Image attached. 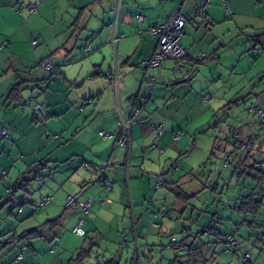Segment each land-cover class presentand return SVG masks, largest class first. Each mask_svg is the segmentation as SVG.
<instances>
[{"label": "crops", "instance_id": "1", "mask_svg": "<svg viewBox=\"0 0 264 264\" xmlns=\"http://www.w3.org/2000/svg\"><path fill=\"white\" fill-rule=\"evenodd\" d=\"M35 1L0 0V131L4 126L10 131L9 139H0V166L10 165L12 159L13 163H16L14 162V150L10 151L11 146L4 144L6 140L12 142L13 148L26 140L34 149L42 144V139L39 138L42 133H39L38 136L35 134L31 138L27 135L29 139L24 137L25 133L19 124L24 121L20 120L24 116H20L15 110L23 102V99L20 103H10L8 95L12 88L19 83H23L24 90L29 83L37 82L36 79H31L33 76L32 66L35 63L45 71L41 67V63L50 60L54 65V74L56 73V75L50 79L52 83L44 94L45 102L43 104L45 106L35 104L40 105L41 109L34 113L46 111L47 121L42 122L45 127L53 123L60 124L69 112L74 117L73 121L76 118L79 119V127H77L79 129L72 134L70 139L74 140L79 137V179H75L79 183V189H76L75 192L78 191L79 202H90V208L88 215L81 207L79 208L88 220L81 219L79 215L80 220L76 226L74 225V228L76 229L82 221L81 230L89 223L87 231L93 229L99 234L100 230L95 220L100 219L104 223H112L117 218L120 219L121 216L126 218L125 206L127 202H130L127 207L131 210L130 220L133 222V218L136 217L134 200L137 199L139 204L140 200L146 196L142 197V192L146 190L148 183L156 182L160 171L165 173V185L172 181L169 178L172 171L169 169L170 164L175 163L172 158L184 154L192 139V132L195 130L193 124L202 121V118H196L194 121L192 110L196 106L207 107L206 102L212 100L210 95L206 94L213 86L211 79L213 73L226 68L224 60L230 53L238 57L239 61L242 58L234 49L224 48L228 44L227 33H232L233 29L242 33L241 35L243 32H250L254 35H249V38L257 43L259 49L261 36L257 34L258 25L256 23L260 21L258 14L260 4L253 5V0H210L203 13L196 15L195 11L202 7L206 0H121L117 14L118 0H42L38 10L30 13L27 7L34 4ZM176 12L185 18L192 17L181 39V45L187 52V58L167 59L161 70L162 78H159L154 85L147 81V78L155 77L158 71L148 69L145 61L149 60L156 51L159 38L146 33L139 34V30L148 31L162 25ZM139 16L144 18L142 24L138 22ZM117 20L120 39L117 45L113 46L111 44L114 36L113 25L117 23ZM83 35L85 36V54H83L88 59H80L79 64L69 68L73 69L72 71H76L75 68L79 69V74L73 81L64 73L67 68H62L66 63L61 65L59 61L65 59L67 62L73 57L76 52L73 49V44L75 46L78 41L80 43ZM32 40H37V44L33 45ZM70 46L73 48L71 49ZM80 53L82 51L79 50V58ZM194 58H202V60L197 63ZM39 68L35 71L37 74L41 71ZM114 68L122 76L119 91L125 117L132 116L138 102L141 104L140 106H145L132 127L130 148L116 146V140L112 136L100 135L102 131L114 134L117 130L119 117L116 113L115 91L109 78ZM97 73L98 75H96ZM54 74L52 73V75ZM208 77L210 78L208 79ZM72 81L73 83H71ZM78 81L82 86H85L86 83H93V88L88 90L89 99L86 100L85 107L77 117V112L75 111L74 114V109L70 108L66 102L65 93H67L66 85L76 86ZM51 87L58 88V91L51 90ZM86 106L89 108L86 109ZM183 111H186L185 115ZM88 119L91 120L90 125L87 123ZM33 122H39L35 115H33ZM161 125L164 126V130L158 136L152 132L151 127ZM177 136H179L178 140H176ZM249 136H254L256 139L260 137L256 133ZM53 137L57 138L52 139ZM158 137L160 138L158 139ZM59 139L58 135H53L48 137L45 143L51 146ZM159 149L163 150L161 156ZM262 150L261 146L257 145L252 148L254 154L261 153ZM8 151L10 153L3 156ZM230 155H232V160L235 155L236 159L240 160L243 153L237 151L235 155L231 153ZM164 157L167 159L162 163ZM21 158L20 163L26 165V171L37 164H42L41 167L46 168L49 163L46 158L41 161H32L31 156H21ZM16 161L19 162V159ZM27 161L31 163L27 164ZM53 161L60 162L64 166L68 159ZM106 164L108 165L102 180L90 185V181L97 178L99 168ZM229 166L231 177H233V165L229 164ZM41 167H39L40 170ZM22 174H15L17 177L13 185H9L5 179L9 173L5 178L3 176L0 179V203H4L0 207V212L5 205L13 203L7 202L8 195ZM74 176L71 175L69 177L71 182L66 184L68 187L69 184H73L70 186L71 192L74 191L73 189L76 187L74 185L77 184L72 182ZM106 179L112 184V188L109 190L102 183ZM174 182L175 180L172 181V183ZM173 187L172 191L177 185L174 184ZM5 189L7 192L3 195ZM57 196L58 193L56 198L51 196V201L47 205H40L41 208H46L43 217L48 219L40 225H33L32 228L30 225V227H26L27 229L23 227V230L19 229L21 228L20 223L37 214L36 208V210L33 208L23 209L22 212V207L26 203L21 206L22 213L19 212V216L15 214V206L12 210L5 208L0 213H3V217L0 216L1 239L19 236L33 230H38L43 236L42 238L22 240L12 249L3 252L0 255V264H69L71 259L83 248L79 247L80 245L77 243V247L73 249L74 245L71 244L70 247L73 248L69 251V255H62L64 251L71 248L66 249L69 246L67 235L61 243L63 247L60 248L61 241L58 236L65 216V211H60L64 203V194L60 198ZM132 196L136 198L134 199ZM152 200L156 207L155 199ZM66 209L68 208L64 210ZM8 214L14 217L12 219L14 225L6 224ZM154 214L158 213L153 212V216ZM166 214L168 217V212ZM56 218L60 219L57 225L49 223L50 220ZM157 218L164 219L165 217L156 216L152 219L156 221ZM77 235L80 236V234ZM55 238L58 239L59 249L52 252L50 243ZM40 239L49 244L50 253L44 252L41 256L36 252L39 245L37 240ZM23 243L29 247L30 253L20 254L21 260L18 259L19 256L14 258L6 256V253H10ZM41 250H46V245ZM115 261V264H119V261L116 259ZM130 262L131 258L128 264Z\"/></svg>", "mask_w": 264, "mask_h": 264}, {"label": "rangeland", "instance_id": "2", "mask_svg": "<svg viewBox=\"0 0 264 264\" xmlns=\"http://www.w3.org/2000/svg\"><path fill=\"white\" fill-rule=\"evenodd\" d=\"M258 3L260 4L258 9L260 21L256 24L258 25L257 34L261 36L260 52L248 53L252 43L249 35L254 34L243 32V35H241L242 33L240 34V32H236L234 29L232 33H227L226 41L228 44L224 48L228 50L231 48L234 49L242 58L239 61L238 57H235L231 53L225 58L224 65L226 68L213 73L211 78L213 86L206 94L210 95L212 100L206 102L205 105L207 107L196 106L192 110L194 121L196 118H202V121L193 124L195 130L192 132V139L184 154L172 158L178 169L172 170L169 178L172 181L175 180V182L172 183V181H169L160 190H156L154 186L156 182H150L146 190L142 192V197L144 195L146 196L140 200L141 202L138 204L137 199L134 200L135 204L133 206L136 211L138 236H141V238L150 228L153 212H168L169 214L164 219L157 218L155 224L158 227L153 228L151 231L147 256L153 258L152 264H169L176 257H179L181 260L187 259L188 251L186 249L179 248L174 250L171 246L173 239L180 242L187 234H192L190 238L191 242H194L193 237L197 238L196 245L211 243L206 252L207 258L209 259L208 264H242V256L247 252L250 254L251 261L254 264H264V198L263 206L257 216L251 214L243 215L233 209H228V205L233 206L236 199L247 196L251 192V189L255 188V185L250 183V181L244 180L241 183H237L236 178L231 177L230 166L224 167L225 158L233 151L234 131L240 132L242 137L249 136L252 133L264 137V130L255 126L258 118L251 112V109L258 103L264 108V0L252 1L253 5H258ZM84 35L80 43L78 41L77 45L74 46L73 44L74 48L70 46L71 49L76 50L73 57L67 60V62H65V59L59 61L61 65L62 63H66L62 68H67L64 73L73 81L79 74V69L75 68L76 71H72L73 69L69 68L79 64L80 59H88V57H84ZM79 50L82 51L80 58ZM39 67L34 63L32 66L33 76L37 74L35 71ZM40 70V73L35 78L33 76L31 77V79H36L37 82L29 83L24 88L23 102L15 110L20 116H24L20 119L24 121L19 123L22 131L25 133L24 137L29 139L27 135L31 138L35 134L38 136L39 133H42V136H39L42 139V144L37 149H34L33 146L29 145L28 140H26V142L24 141L13 148L12 142L6 140L4 144L11 146L10 151L14 150V162L16 163H13L12 159L10 165L5 167L0 166V179L3 176L5 178L7 173H9L5 179H7L9 185H13L17 177L15 174L26 171V165L20 163L22 160L21 156H31L32 161H41L46 158L49 163L46 168L41 167L39 179L41 178L42 180L35 179L34 173L27 174L26 178L30 180L27 186V192L19 191L15 202L8 203L3 208L12 210L17 205L15 214L19 216L18 204L20 200H25L26 205L22 207V212L23 209L36 208L37 214L20 223L21 228L19 229H22V227L25 229L26 227H30V225L32 228L34 227L33 225H40V223L48 219L43 217L46 208L43 209L40 207L42 199L48 196H54L56 198L57 193V198H60L64 194V203L60 211H65V216L63 226L59 228L58 236L61 241L60 248L63 247L61 243L65 235L68 236L67 242L69 243L66 249L71 248V244L74 245V248H72L75 249L77 243H79V247H87L88 242L93 241L95 247L86 264H99L112 258L119 261V264H128L135 249V237L132 232L134 225L130 220L132 214L130 208L127 207L130 202H127L125 206L126 218L121 216L120 219L117 218L112 223H104L100 219L95 220L100 230L99 234L93 229L87 231L89 223L82 229L80 236L75 234L74 227L78 224L80 217L81 219H85V221L88 219L83 216L79 206L64 210L68 195L76 196L78 191L75 192V190L79 189V183L75 180L76 178L79 179V137L70 140L72 134L79 129L77 128L79 127V119L76 118L73 121L74 117L69 112L61 120L60 124L53 123L46 127L42 124L44 120L47 121L46 111L35 114L33 107L37 103L42 107L45 106L43 104L45 102L44 94L52 83L49 80L52 73L43 71L42 69ZM75 85L72 87L66 85L67 93H65V97L67 98L66 102H68L69 107L74 109V114L75 111L77 112L78 117L79 112L86 105V100L89 99L87 93L88 90L93 88V83H86L85 86H82L81 82L78 81ZM57 89L56 87H51V90L58 91ZM87 108L89 107L86 106ZM185 112L183 111L184 115ZM33 115L39 119L38 123L33 122ZM88 120L89 122L87 123L90 125L91 120ZM53 135H58L60 139L49 146L45 143L46 139ZM216 141L221 145L220 149H214ZM262 149L264 153V145ZM213 152L215 155H212ZM9 153L8 151L3 156H7ZM18 159L19 162L16 161ZM55 159H68V162L62 166L60 162L53 161ZM166 159L164 157L162 163ZM155 162L157 163V161ZM26 163L30 164L31 162L27 161ZM71 175L74 176L72 182L77 183L74 185L76 187L72 192L70 191V186L73 184H69V187L66 186L68 182H71L69 178ZM146 176L148 177L149 175ZM174 184L177 185V188L191 196L187 204L177 200L175 193L172 191ZM6 192V189L3 190V195ZM132 198L135 199L136 197L132 196ZM153 198L156 204L155 209L151 205ZM103 200L106 201L105 198ZM98 202L100 203V200ZM116 212L119 213V211ZM141 216L142 218H140ZM13 218V216L8 214L6 224L14 225ZM248 222H253L252 227L248 225ZM211 225H214L221 233H233L236 236L240 243V249L237 254L227 253L223 244L216 243L218 240L214 235L206 233L199 236L201 231ZM124 237L127 238V246L123 243ZM37 241L39 245L37 246L38 249H36V252L40 253L41 256L44 252L46 254L51 252L49 244L46 241L41 239ZM144 244V239H140V247ZM45 245L46 250H41ZM72 248L64 251L62 255H69L68 253ZM26 253H30V249L26 243H23L10 253H6V256L14 258L15 256L18 257L20 254ZM142 264L150 263L144 260Z\"/></svg>", "mask_w": 264, "mask_h": 264}, {"label": "built area", "instance_id": "3", "mask_svg": "<svg viewBox=\"0 0 264 264\" xmlns=\"http://www.w3.org/2000/svg\"><path fill=\"white\" fill-rule=\"evenodd\" d=\"M210 0H206V2L202 5V7L198 8L194 14L198 15L203 13L204 8L206 6V4L209 3ZM42 2V0H36L34 4L28 6V10L30 13H34L38 10V6L39 4ZM120 2L121 0H118V8H117V14L119 13V9H120ZM192 20V17H188L185 18L183 16H181L178 12H176L171 18H169L167 20L166 23L159 25L157 27H154L152 29H149L148 31H144L142 29L139 30V34H143L146 33L148 35L151 36H155L159 38V43L157 46L156 51L154 52V54L151 56V58L147 61H145V65L148 69H156L157 75L155 77H148L147 81H149L150 83H153L154 85H156L157 81L159 80V78H162V74H161V70L163 68V65L165 63V61L167 59H175V60H180L186 57L187 52L184 49V47L181 45V39L184 35V30L188 24V22H190ZM144 21L143 16H139L138 17V22L140 24H142ZM113 29H114V36L111 40V44L113 46H116L118 41H119V33H118V20L117 23H115L113 25ZM32 44L36 45L37 44V40H32ZM255 51H259L258 49V45L256 42L252 41L250 49L248 51V53L252 54ZM205 56V55H203ZM195 59V58H194ZM41 67L48 72H52L54 69V65L52 64V62L50 60H45L43 61V63L41 64ZM112 86L114 88L115 91V103H116V113L119 117V120L117 122V130L114 134H109L107 132H100L101 136H109V137H114L116 140V146L119 147H123V148H130L131 144H132V127L135 124V122L138 120L143 108H145V106H140L138 108L134 109V112L132 114L131 117L127 118L125 117V112H124V106L122 103V99L120 96V91L119 88L121 87V80H122V76L121 74L118 72V70L116 68H114V70L112 71V73L109 76ZM41 109L40 105H36L33 107V111H39ZM251 112L259 115V117L262 119V122L264 124V108L261 107V105L258 103L256 106H254V108L251 109ZM264 126V125H263ZM152 132L156 133L158 136H160L164 130V126H152L151 127ZM242 134L240 132H236L235 136L238 138L239 142H240V146L239 148L242 150H246L248 145H249V140L247 137H242ZM10 138V131L9 129L4 126L1 131H0V139L1 140H5V139H9ZM57 137H53L52 139H56ZM160 137H158L159 139ZM179 139V136L176 137V140ZM163 154V150L159 149V155L161 156ZM232 158V155H229L225 158V162L224 165L229 166L230 160ZM108 164L106 165H102L99 168V174L97 176L96 179H92L90 181V185L96 184L98 181L102 180V177L104 175L105 169L107 167ZM170 169H177V166L175 164H171ZM259 169L264 171V161H262L259 165H258ZM103 185L105 186L106 189H111L112 188V184L110 181L103 180L102 181ZM164 185V174L162 172L159 173L158 175V179L155 183V188L157 190L161 189ZM79 196H68L67 200H66V208H73L75 206H79L84 210V213L86 215L89 214V208H90V202L89 201H85V202H79L78 200ZM51 201V197H46L42 200L41 202V206H45L47 205L49 202ZM24 200H20L18 206H19V212H21V206L24 204ZM151 205L154 206V200L151 201ZM238 205V203H236V206ZM158 216L161 218H164L167 216L166 212H162V213H158V214H154V218ZM82 221L79 223L78 227L75 229V233L77 234H82V230H81V226H82ZM157 225L152 222L151 223V227H156ZM150 236V230H148L145 234H144V240H145V244L143 246H139L138 244V238L139 236L137 235V233L135 234V249L133 252V255L131 257V262L130 264H142V262L144 260H147L148 263L152 264L153 263V258L147 256V249H148V239ZM228 242L231 243H235L233 241V239L228 238ZM123 243L125 244V246H127V238L124 237ZM58 239L55 238L51 241L50 243V247H51V251L52 252H56L57 248H58ZM229 251V250H227ZM246 258H248L249 256L246 254L245 255ZM19 260L22 259V256H19L18 258ZM190 264V263H187Z\"/></svg>", "mask_w": 264, "mask_h": 264}, {"label": "trees", "instance_id": "4", "mask_svg": "<svg viewBox=\"0 0 264 264\" xmlns=\"http://www.w3.org/2000/svg\"><path fill=\"white\" fill-rule=\"evenodd\" d=\"M185 58H187V55ZM194 60H197L196 62L198 63V62H201L202 58H197ZM53 72H54V69L51 73H53ZM96 75H98V73ZM53 76L54 75H52L49 78V80L52 79ZM192 76H193V74H192ZM192 76H190V78H192ZM22 99H23V83H19V84L15 85L12 88V90L10 91V93L8 95V100L10 101V103H20L22 101ZM140 105L141 104L138 102L136 104L135 108L140 107ZM253 114L256 115V117L258 118L255 126L260 127L262 130H264V126H263L264 124L262 122V119L259 117V115L255 114V113H253ZM236 132H238V131L233 132V138H234L233 151L230 153L235 155V153L237 151H239V152H242L243 155L241 156L240 160L236 159V155L234 156V160H232V159L230 160L229 164L233 165V168H232L233 169L232 170L233 171V177L236 178L237 183H241L243 180L248 181V182L250 181V183L255 185V188L251 189V192L247 196L236 199L233 206L228 205L227 208L233 209L236 212L241 213L243 215L251 214L253 216H257L259 214V212L261 211V208L263 206V198H264V171L259 169V167H258V165L262 161H264V153L262 150L261 153L254 154L252 152V148L256 145L261 146V148H262V146L264 145V137L262 136V137H259L256 139V138H254V136H245L249 140V145H248L246 150H242L239 148L240 142H239L238 138L235 136ZM220 148H221V145H219L216 141L214 149H220ZM237 148H238V150H237ZM212 155H215V153L213 152ZM41 166H42V164L33 165L25 173L22 174V176L19 178L17 183L14 185V187L11 188L10 193L8 195L7 202H15V200L17 199V193L19 191L27 192V186L29 185V181H30L26 178L27 174L34 173L35 179L41 180V178L39 179V175H40L39 174L40 173L39 167H41ZM224 167H225V165H224ZM170 168L171 167H169V169ZM170 170H176V169H170ZM164 186H165V174H164V185H163V187ZM244 188H247V187H244ZM173 192L175 193L177 200L179 202H182V203L187 204L188 200L191 197L187 193H185L184 191L180 190L177 187L173 190ZM24 202H25V200H24ZM236 203H238L237 206H236ZM3 204L4 203H0V207ZM15 207H17V205ZM153 208L155 209L154 206H153ZM133 219H134V221H133L134 230L133 231H135L134 233L136 234V233H138L137 232V218L134 217ZM153 219H154V217H153ZM153 219H152V222L155 223V221ZM59 221H60V219L56 218V219L50 220L49 223H51L53 225L54 224L57 225ZM248 225L252 227L253 222H248ZM149 230H150V235H151V231H152L151 225H150ZM206 233L216 236L217 240H218V242H216V243L217 244H223L225 246L226 251L229 250V251H227V253L237 254L239 252L240 243H239V240L236 238V236L233 233H228V234L221 233L216 229V227L214 225H211L208 228H205L203 231H201L199 233V236L206 234ZM191 236H192V234H187V236H185L183 238V240L180 242L176 241L175 239L172 240L171 246L174 250H177L179 248H184L188 251V254H187V259L181 260L179 257H176L175 259L170 261L169 264H187V263H190V264H208L209 263V259L207 258L206 252L208 251L211 243L209 242V243H202L200 245H196L197 238L193 237L194 242H191V239H190ZM39 237L42 238L43 236L40 234V232L38 230H33V231H29L27 233L21 234L19 236H12L11 238L4 239V240L0 238V255L3 252L10 250L13 247H15L22 240H31V239H35V238H39ZM139 238H138V244H139V240H140ZM149 238H150V236H149ZM228 238L233 239V241L235 243L233 244L231 242H228ZM141 239H144V234H143ZM148 242H149V239H148ZM148 246H149V244H148ZM94 247H95V244L93 241L88 242L87 247L81 248L79 250V252L76 254V256L71 259L69 264H86L87 260H89V258L92 255V251H93ZM147 252H148V249H147ZM246 254L249 256L248 258L245 257ZM115 263H116L115 259L112 258L110 260L101 262L99 264H115ZM242 264H254L253 261H251V256L248 252L242 256Z\"/></svg>", "mask_w": 264, "mask_h": 264}]
</instances>
